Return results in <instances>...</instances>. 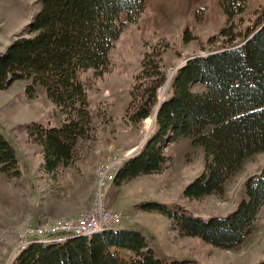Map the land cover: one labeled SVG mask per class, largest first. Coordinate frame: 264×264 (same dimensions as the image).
<instances>
[{"label": "trees", "instance_id": "16d2710c", "mask_svg": "<svg viewBox=\"0 0 264 264\" xmlns=\"http://www.w3.org/2000/svg\"><path fill=\"white\" fill-rule=\"evenodd\" d=\"M217 1L226 24L209 40H220L222 48L187 58L176 68L162 100L159 90L167 79L163 54L169 41H144L149 45L132 76L124 115L135 125L152 117V127L142 145L119 164L111 181L115 186L166 171L174 164L166 148L188 138L203 151V170L184 185L181 196L200 201L222 195L229 177L248 158L264 152V5L252 27L241 31L235 21L244 14L248 0ZM145 9L146 0H41L33 21L0 54V91L25 80V97L33 100L42 87L62 117L59 125L32 122L26 126L28 141L41 148L40 169L46 176L71 166L93 130L89 91L82 75L91 72L100 78L120 62V48L127 46L126 26L138 23ZM199 84L203 89L193 90ZM21 173L17 150L0 130V174L15 179ZM244 190V197L222 217L205 219L153 201L139 208L166 216L179 236L232 250L253 232L264 205V167L247 177ZM12 264L200 263L192 259L167 262L141 231L114 226L90 238L31 239Z\"/></svg>", "mask_w": 264, "mask_h": 264}, {"label": "rangeland", "instance_id": "374dc122", "mask_svg": "<svg viewBox=\"0 0 264 264\" xmlns=\"http://www.w3.org/2000/svg\"><path fill=\"white\" fill-rule=\"evenodd\" d=\"M263 5L264 0H248L244 14L235 21L241 31L252 27ZM40 7L41 0H0V54L33 21ZM120 18L125 21V13ZM225 24L226 17L217 0H146L145 12L138 23L126 26L127 46L120 48L123 50V57L119 51L120 62L100 78L91 72L82 75L89 91L93 130L77 150L72 165L60 169L53 177L41 171V164L37 162L41 148L37 150L40 146L28 141L26 126L32 122L59 125L62 117L58 110L46 98L42 87L37 88L35 99H27L25 80H17L0 91V130L23 161L19 178L8 179L0 174V264L13 263L30 238L27 228L55 220L50 222L45 216L74 218L93 206L99 199V190L88 166L97 167L110 157L125 158L142 145L152 127V117L135 125L127 122L124 114L130 101L131 79L140 67L145 48L160 38L169 41L163 54L169 80L162 86L161 99L176 68L187 58L222 48L220 40L209 39ZM145 40L149 44L145 45ZM193 87L196 91L203 89L202 84ZM165 153L174 158V164L161 174L139 176L119 186L107 182L102 187L104 206L127 215L126 221L115 227H134L141 231L156 254L167 262L173 259H192L200 264L264 261V205L253 232L232 250L215 249L199 240L179 236L171 229L166 216L139 208L142 203L153 201L181 207L205 219L222 217L244 197L247 177L264 167V152L248 158L242 169L229 177L222 195L200 201L183 198L181 190L202 172V149L183 138L170 144ZM25 154L29 156L28 164L23 160ZM36 170L40 171L36 173Z\"/></svg>", "mask_w": 264, "mask_h": 264}, {"label": "built area", "instance_id": "2783aa9c", "mask_svg": "<svg viewBox=\"0 0 264 264\" xmlns=\"http://www.w3.org/2000/svg\"><path fill=\"white\" fill-rule=\"evenodd\" d=\"M120 160L110 157L95 167L96 184L99 190V199L93 206L74 218H57L52 223L41 224L26 230L27 235L36 236L41 242L64 241L73 237L90 238L94 234L114 227L127 219V215L119 211L107 209L103 203L102 187L113 180ZM29 241H25L22 248Z\"/></svg>", "mask_w": 264, "mask_h": 264}, {"label": "crops", "instance_id": "0c3cea01", "mask_svg": "<svg viewBox=\"0 0 264 264\" xmlns=\"http://www.w3.org/2000/svg\"><path fill=\"white\" fill-rule=\"evenodd\" d=\"M13 139H15L14 137H13ZM16 141V140H15ZM39 149H37V150H40V147H38ZM39 156H40V154H39ZM39 156H37V157H39ZM36 157V158H37ZM119 160H120V163H121V161L124 159V157L121 159V158H118ZM23 160H25V162L28 164L29 162H30V160H29V156H27L26 154L24 155V159ZM37 162L39 163V164H41V161H42V156H41V158H37ZM20 161L22 162L21 164H23V161H22V159L20 158ZM119 165V164H118ZM37 169V168H36ZM87 170H89L90 172H92V174H93V177H94V185H96L95 183H96V176H95V166L94 167H90V166H88L87 167ZM38 171H40V170H36V173L38 172ZM1 177H5L4 175H2ZM32 187V186H31ZM30 187V188H31ZM56 198H59V197H57V196H55ZM37 210H39V209H37ZM49 217H52V215L51 216H45V219H50V222L51 221H53L54 219H56V218H49ZM59 218V217H58ZM37 220H39V219H37ZM126 221V220H125ZM43 223H48V222H43ZM39 225V223L38 224H36V225H34L33 227H36V226H38ZM33 227H30V228H33ZM27 229H29V228H27ZM26 229V230H27ZM28 236H30V238H29V240H31V239H34V238H36V236H32V235H28ZM29 240H27V241H29Z\"/></svg>", "mask_w": 264, "mask_h": 264}, {"label": "water", "instance_id": "95a60500", "mask_svg": "<svg viewBox=\"0 0 264 264\" xmlns=\"http://www.w3.org/2000/svg\"><path fill=\"white\" fill-rule=\"evenodd\" d=\"M207 55V54H206ZM196 56H204V55H196ZM192 57H194V56H192ZM191 58V57H190ZM186 61V60H185ZM168 80V79H167ZM164 89V87H162V88H160V90H159V93H160V91L161 90H163ZM162 99H163V97H162Z\"/></svg>", "mask_w": 264, "mask_h": 264}, {"label": "bare ground", "instance_id": "6f19581e", "mask_svg": "<svg viewBox=\"0 0 264 264\" xmlns=\"http://www.w3.org/2000/svg\"><path fill=\"white\" fill-rule=\"evenodd\" d=\"M168 80H169V77H168ZM159 95L161 96L162 95V92H160ZM160 100H162V98Z\"/></svg>", "mask_w": 264, "mask_h": 264}]
</instances>
